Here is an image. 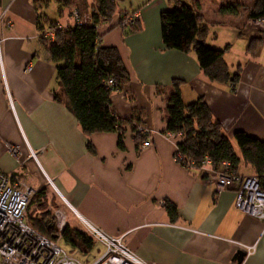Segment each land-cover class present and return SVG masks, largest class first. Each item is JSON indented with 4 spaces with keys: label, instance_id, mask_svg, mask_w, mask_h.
I'll use <instances>...</instances> for the list:
<instances>
[{
    "label": "crops",
    "instance_id": "0c3cea01",
    "mask_svg": "<svg viewBox=\"0 0 264 264\" xmlns=\"http://www.w3.org/2000/svg\"><path fill=\"white\" fill-rule=\"evenodd\" d=\"M174 1L118 0L119 11L140 10L137 26L121 28L115 15L100 28L99 45L117 48L129 75L111 93V109L151 129V144L138 148L129 126L123 147L118 132L86 135L66 105L41 34L50 24L45 20L57 21L45 12L51 0H0V169L43 189L67 224L73 219L85 230L89 222L122 237L146 264H264V221L236 206L233 189L216 186L212 163L195 168L175 161L180 139L166 136L165 117L177 82L184 102L202 97L209 106L241 159L236 170L254 175L233 135L244 131L264 140V31L247 24L244 7L236 13L220 9L241 0L190 1H198L207 21L206 43L225 49L230 70L241 66L236 85L214 82L202 72L195 51L170 49L162 40L160 14ZM62 11L57 22L69 21L70 11ZM253 38L261 40L251 54L247 46ZM10 144L19 147L17 157L8 151ZM168 203L175 206L173 216Z\"/></svg>",
    "mask_w": 264,
    "mask_h": 264
},
{
    "label": "trees",
    "instance_id": "16d2710c",
    "mask_svg": "<svg viewBox=\"0 0 264 264\" xmlns=\"http://www.w3.org/2000/svg\"><path fill=\"white\" fill-rule=\"evenodd\" d=\"M59 4L58 12L63 8L72 7L81 10L95 7L98 13L93 14V25H69L56 31L50 42L44 41L49 59L55 63L56 78L65 95L66 105L73 112L82 131L86 135L98 132H118V146L123 147V137L129 126L138 148L142 140L148 135L138 132L142 125L136 118L118 117L110 107V95L118 91L128 81L129 75L117 48L100 46L97 25L104 21H111L116 14L122 13L117 9L118 0H55ZM175 0L169 10L162 11L161 29L162 40L167 48L180 51H195L202 72L214 82H239L241 66L232 71L224 60L225 49L209 46L205 41L209 27L205 16L199 11L198 1ZM228 2L221 6V11L236 13L240 7L245 8L247 19L264 18V0H251L246 4ZM38 21L39 26H42ZM49 20L44 24H51ZM139 18L129 23L127 27H136ZM42 29V27H41ZM260 38H253L248 43V52L254 54L260 44ZM113 79L109 83V79ZM166 104L167 132H180L178 150L182 158L179 162L185 167H196L203 163V159L211 160L212 166L218 168L222 161L229 162V169L236 168L240 158L227 137L222 126L213 118L209 106L202 97L192 102H184L180 87L174 82ZM54 98L63 101L61 95L54 93ZM135 118V119H134ZM144 125V124H143ZM241 158L254 169L264 188V140L249 136L244 131L233 135ZM91 148V145H89ZM238 172V171H237ZM170 215H174L175 206L168 203ZM26 221L38 232L51 240L65 243L71 247L70 252H88L99 242L83 229L67 224L61 232L56 226V212L50 206V201L44 198L43 189L34 192L26 209ZM68 252V251H67Z\"/></svg>",
    "mask_w": 264,
    "mask_h": 264
},
{
    "label": "built area",
    "instance_id": "2783aa9c",
    "mask_svg": "<svg viewBox=\"0 0 264 264\" xmlns=\"http://www.w3.org/2000/svg\"><path fill=\"white\" fill-rule=\"evenodd\" d=\"M69 21L67 23L53 22L41 31L42 37L50 42L54 39L57 30L69 25H93L94 10H78L73 7L69 10ZM4 11L0 10V20ZM123 24L135 21L138 12H129L120 15ZM250 23L264 29V18L250 19ZM97 29H98V24ZM0 36V45L2 42ZM1 55V47H0ZM113 79H109L112 83ZM12 105V103H11ZM138 132L149 134L151 129L142 125L137 127ZM180 132L166 133L169 138L179 137ZM149 136L142 140L141 148L149 146ZM8 151L15 157L19 154V147L13 144L7 145ZM34 158V152L31 151ZM182 158L181 151L176 147L175 161ZM210 164L211 160L205 158L202 164ZM189 165H194L193 162ZM228 161H222L218 168L212 166L210 178L216 186L233 189L235 192L234 203L236 206L253 217L264 221V188L256 174L241 175L239 172L230 170ZM51 182V180H49ZM35 189L28 183L27 179L17 173H5L0 169V264H146L141 261L126 244L122 237L110 235L92 223L86 222V231L97 241L106 246L103 254L91 263L80 260L77 256L67 252L59 242L51 240L42 233L35 230L25 218L26 209ZM56 226L61 232L67 225L63 211L57 209ZM254 246H250V252Z\"/></svg>",
    "mask_w": 264,
    "mask_h": 264
},
{
    "label": "rangeland",
    "instance_id": "374dc122",
    "mask_svg": "<svg viewBox=\"0 0 264 264\" xmlns=\"http://www.w3.org/2000/svg\"><path fill=\"white\" fill-rule=\"evenodd\" d=\"M241 1H242L243 4H245V6H247L246 4L249 3L251 0H241ZM57 8H58V3L56 1L51 0V4L48 6V8L45 9V12H46V14L51 19H54V20L56 19L57 21H62L63 20L62 19V16L59 14V12H57ZM63 9H64L65 12H67L71 8L70 9L63 8ZM81 10H89V9L82 8ZM93 10H94V13H98V10L95 7H93ZM129 12H132V13H134V12L137 13L138 12V17L137 18H139V14H140V10L139 9L134 10V11H126V12L125 11H122V13H120V15H123V14H126V13L128 14ZM116 15H118V17H117V25H119L121 28H125L129 23L128 24H123V20L121 19V16L119 15V13L116 14ZM67 18L69 19V16L68 15H67ZM104 22H109V21H104ZM61 23H67V22L63 21ZM102 24H104V23L102 22V23H99L98 24V32L100 33V36L102 34L100 32V28L102 27ZM247 24L253 25L252 23H250V19H248V23ZM253 26L256 28V30L258 32L259 31H264V29H262V28H260V27H258L256 25H253ZM44 41H46V40L44 39ZM150 133H151V131H150ZM149 134H148V136H149ZM179 135H181V133ZM203 161H204V159H203ZM204 165H205V163L199 165L198 167H196L195 164H194L193 167L199 168V167H203ZM42 172L44 174L43 178H46V181L48 183V181L50 180V178L47 177V175L45 174V172L43 170H42ZM47 185H49L52 189L55 190V192H57L58 195H60L58 189L54 187L53 183L51 184L50 181H49V183ZM70 221H71L70 225H72L73 227L74 226L75 227L80 226V223L78 221L73 220V219H70ZM58 231H59V229H58ZM85 231H86V225H85ZM97 242H99V241H97ZM59 244H61L65 250H67L68 252H70L71 247H69V245H67L65 243H62L60 240H59ZM105 249H106V246L104 244H102L101 242H99V244H96L95 247L92 248V250H90V251H88L86 253L85 252H79L78 250H74V251H72V254H74L80 260H82L84 262L91 263L92 261H94L95 259H97L98 257H100L103 254V252H104Z\"/></svg>",
    "mask_w": 264,
    "mask_h": 264
},
{
    "label": "water",
    "instance_id": "95a60500",
    "mask_svg": "<svg viewBox=\"0 0 264 264\" xmlns=\"http://www.w3.org/2000/svg\"><path fill=\"white\" fill-rule=\"evenodd\" d=\"M242 256H244V252H241L240 253V256L238 257L239 258V261H241L243 259Z\"/></svg>",
    "mask_w": 264,
    "mask_h": 264
}]
</instances>
